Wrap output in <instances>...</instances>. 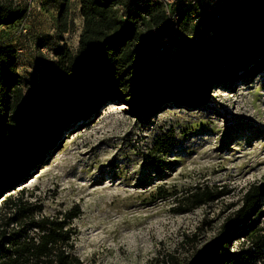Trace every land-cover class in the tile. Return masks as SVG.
<instances>
[{
	"label": "rangeland",
	"instance_id": "1",
	"mask_svg": "<svg viewBox=\"0 0 264 264\" xmlns=\"http://www.w3.org/2000/svg\"><path fill=\"white\" fill-rule=\"evenodd\" d=\"M1 1L31 7L26 21L0 25V45L16 46L23 84L40 85L55 68V48H77L83 24L78 1L70 0L69 30L61 37L59 0ZM230 1L250 9H225L226 19H242L261 2ZM22 22L26 32L19 33ZM188 39L163 49L157 39L153 64L193 61ZM40 163L0 197V230L15 227L8 220L9 199L26 202L35 219L61 218L75 208L79 214L66 227L82 264H172L188 258L220 235L250 185L264 187V62L212 81L202 96L162 99L148 114L133 112L122 100L100 105L63 130ZM205 185L224 192L192 211L176 212L183 196ZM258 204L263 213L257 222L263 224L264 192ZM241 241L234 237L232 248Z\"/></svg>",
	"mask_w": 264,
	"mask_h": 264
},
{
	"label": "trees",
	"instance_id": "2",
	"mask_svg": "<svg viewBox=\"0 0 264 264\" xmlns=\"http://www.w3.org/2000/svg\"><path fill=\"white\" fill-rule=\"evenodd\" d=\"M59 1L57 33L61 37L69 30L70 0ZM77 1L83 21L77 48H55V68L44 83L23 84L16 46L0 45V194L24 180L30 166L41 164L63 130L100 105L122 100L133 112L148 114L162 99L202 96L212 81L228 79L238 67L256 69L264 62V0L242 19L224 18L225 9L244 13L250 7L224 0L226 8L219 20L206 15L203 6L181 7L176 2L172 7L179 15L176 34L158 1ZM26 10L1 1L0 25L21 22ZM195 19L201 30L195 28ZM186 35L193 61L153 64L151 48L157 39L161 49L162 38L167 37L170 44L181 43ZM223 192L197 186L175 210L192 211ZM263 192L262 185H250L233 216L222 223L220 235L172 264H264V223L257 222L263 213L258 207ZM9 201L13 213L8 220L15 227L0 230V264H82L72 252L71 231L66 227L78 216L77 209L61 218L35 219L26 202ZM234 237L242 239L235 249Z\"/></svg>",
	"mask_w": 264,
	"mask_h": 264
},
{
	"label": "built area",
	"instance_id": "3",
	"mask_svg": "<svg viewBox=\"0 0 264 264\" xmlns=\"http://www.w3.org/2000/svg\"><path fill=\"white\" fill-rule=\"evenodd\" d=\"M153 1H158L162 4L164 10L166 11V13L169 17L170 26L173 29L174 34H176L178 32V29H179V24H178L179 15L172 8L176 2H178L181 5V7H184L188 4H197L199 6H203L205 9L206 15L212 16L216 20H219L220 18H222L221 10L223 8H226L224 0H153ZM30 11H31V7L29 6L26 10V15H25L23 21H26V19L29 17ZM196 22L197 21L195 19V21L193 22L194 25H197ZM195 28H197L198 30H201L202 26L197 25V27H195ZM18 30H19V33L20 32H23V33L26 32V28H25L23 22L21 23ZM207 35H211V32H208ZM195 37L199 38V35H197ZM177 38H178V36H177ZM162 42H163V45H165V46L170 45L167 37L162 38Z\"/></svg>",
	"mask_w": 264,
	"mask_h": 264
},
{
	"label": "water",
	"instance_id": "4",
	"mask_svg": "<svg viewBox=\"0 0 264 264\" xmlns=\"http://www.w3.org/2000/svg\"><path fill=\"white\" fill-rule=\"evenodd\" d=\"M5 192H3L1 195H0V197L4 194Z\"/></svg>",
	"mask_w": 264,
	"mask_h": 264
}]
</instances>
